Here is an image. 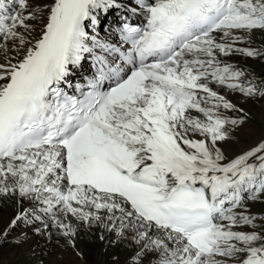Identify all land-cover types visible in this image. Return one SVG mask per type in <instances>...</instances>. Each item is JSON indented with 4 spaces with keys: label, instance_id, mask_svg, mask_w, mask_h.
<instances>
[{
    "label": "snow or ice",
    "instance_id": "obj_1",
    "mask_svg": "<svg viewBox=\"0 0 264 264\" xmlns=\"http://www.w3.org/2000/svg\"><path fill=\"white\" fill-rule=\"evenodd\" d=\"M135 3L142 24L105 29L118 45L99 34L115 0H0V200L20 205L0 242L39 222L73 249L81 228L112 233L129 264H264V217L243 203L264 196V136L229 158L249 117L213 87L264 99L222 59L264 57L237 47L264 32V0Z\"/></svg>",
    "mask_w": 264,
    "mask_h": 264
},
{
    "label": "bare ground",
    "instance_id": "obj_2",
    "mask_svg": "<svg viewBox=\"0 0 264 264\" xmlns=\"http://www.w3.org/2000/svg\"><path fill=\"white\" fill-rule=\"evenodd\" d=\"M237 47L264 49V32L259 30L253 32ZM222 59L247 73L254 74L258 78L257 82L264 79V57L253 58L234 53ZM213 87L238 108H243L249 117L244 128L236 134V139L223 143L224 152L231 158L253 146L264 136V99L246 98L238 91L216 85ZM221 111L230 118H238L244 114L223 109ZM243 203L248 213L258 218L264 217V196L249 200L245 195ZM19 207L20 205L12 200H0V227L8 223ZM23 207H29L27 201H24ZM239 211H244V208H240ZM38 225L39 222L34 224L20 222L11 230L7 239L0 242V264H129L132 248L123 243H109V240L115 239L112 233L104 232L106 239L101 241L98 239L101 230L93 228L85 231L81 228L75 240L76 247L73 249L67 246L62 237L56 235L55 230L52 231L51 239L47 233L42 235L34 233L33 229ZM24 235L27 236V240L18 244L17 240L23 239ZM77 251L82 255L78 256Z\"/></svg>",
    "mask_w": 264,
    "mask_h": 264
},
{
    "label": "rangeland",
    "instance_id": "obj_3",
    "mask_svg": "<svg viewBox=\"0 0 264 264\" xmlns=\"http://www.w3.org/2000/svg\"><path fill=\"white\" fill-rule=\"evenodd\" d=\"M55 256V255H54Z\"/></svg>",
    "mask_w": 264,
    "mask_h": 264
}]
</instances>
